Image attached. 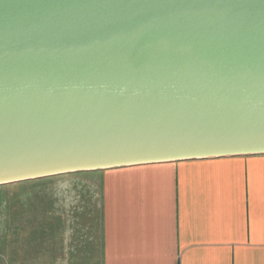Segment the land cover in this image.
Wrapping results in <instances>:
<instances>
[{"label":"water","instance_id":"water-1","mask_svg":"<svg viewBox=\"0 0 264 264\" xmlns=\"http://www.w3.org/2000/svg\"><path fill=\"white\" fill-rule=\"evenodd\" d=\"M264 156V0H0V187Z\"/></svg>","mask_w":264,"mask_h":264},{"label":"crops","instance_id":"crops-1","mask_svg":"<svg viewBox=\"0 0 264 264\" xmlns=\"http://www.w3.org/2000/svg\"><path fill=\"white\" fill-rule=\"evenodd\" d=\"M79 175L99 182L101 220L98 237L76 234L78 264H264V156ZM43 241L46 259L65 252Z\"/></svg>","mask_w":264,"mask_h":264},{"label":"rangeland","instance_id":"rangeland-1","mask_svg":"<svg viewBox=\"0 0 264 264\" xmlns=\"http://www.w3.org/2000/svg\"><path fill=\"white\" fill-rule=\"evenodd\" d=\"M100 220L97 180L73 174L2 186L0 264H78L76 234L98 237ZM46 235L63 239L65 252L54 250L46 259ZM88 264H99L97 254Z\"/></svg>","mask_w":264,"mask_h":264}]
</instances>
